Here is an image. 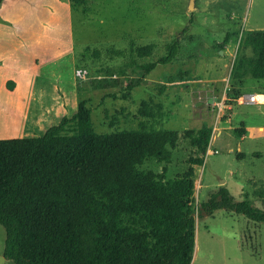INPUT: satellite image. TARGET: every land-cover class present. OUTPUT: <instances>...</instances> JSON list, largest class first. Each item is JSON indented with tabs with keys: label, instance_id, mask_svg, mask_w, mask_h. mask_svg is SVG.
Wrapping results in <instances>:
<instances>
[{
	"label": "rangeland",
	"instance_id": "rangeland-1",
	"mask_svg": "<svg viewBox=\"0 0 264 264\" xmlns=\"http://www.w3.org/2000/svg\"><path fill=\"white\" fill-rule=\"evenodd\" d=\"M45 1L19 0L23 3L10 12L12 16L22 13L21 22L0 21V139L41 136L43 126L56 124L55 118H48L58 102L56 94L63 108L62 93L69 104L86 101L93 109L97 133L136 129L144 119L137 109L151 99L154 113L157 104L162 106L156 128L175 130L180 138L169 163L145 161L139 168L157 173L165 168L166 178H173L189 167V159L203 160L193 165L191 264H264V223L225 209L199 212L198 206L226 188L236 201H247L264 212V199L258 195L264 186V103L239 100L249 92L264 95V80L230 77L240 39L264 30V0H85L86 12L83 5L67 10L52 0H47L51 8H44ZM187 24L191 27L181 40L176 60L157 65L123 98L121 87L139 76V67L122 58L110 59L104 49H125L129 40L154 43L153 54L138 59L139 66L147 65L164 54L165 44ZM86 47L99 48L100 56H83ZM242 51L251 54L249 49ZM35 58L41 62V73L27 75L23 89L7 90L5 82L17 79L13 73L17 65L28 60L34 63ZM79 71H85V79ZM100 75H111L119 82L111 88H95L91 80ZM54 82L60 83L62 93L59 86L53 89ZM114 92L117 98L104 97ZM112 115L117 121L109 126ZM202 125L212 130L204 154L182 137L185 130ZM243 125L246 134L241 139L233 130ZM4 239L0 225V256Z\"/></svg>",
	"mask_w": 264,
	"mask_h": 264
},
{
	"label": "trees",
	"instance_id": "trees-1",
	"mask_svg": "<svg viewBox=\"0 0 264 264\" xmlns=\"http://www.w3.org/2000/svg\"><path fill=\"white\" fill-rule=\"evenodd\" d=\"M71 2L74 7L83 5V12L88 10L85 0ZM190 24L165 44L163 55L147 65L139 66L138 59L150 57L154 43L129 40L125 49H104L110 59L122 58L139 67V76L121 87L123 98L157 65L176 60ZM241 48L251 54L240 52ZM100 53L99 48L86 47L82 55L97 58ZM108 77L93 79L91 84L107 89L119 82ZM230 77L264 80V30L240 39ZM13 85L9 81L7 88L12 90ZM106 96L117 98L115 92ZM151 101H142L137 109L144 119L136 129L97 133L91 119L93 109L79 101L70 116L61 117L41 136L0 139L5 260L12 264H191L193 165L203 160L189 159V167L173 178H166L165 168L160 173L139 168L145 161L169 163L180 138L175 130L156 128L162 106L157 104L154 113ZM111 118L109 126L117 121L115 115ZM233 131L238 138L246 134L244 125ZM211 133L210 127L202 125L185 130L182 137L204 154ZM258 195L264 199V186ZM198 206L199 212L225 209L264 223V212L247 201H236L226 188Z\"/></svg>",
	"mask_w": 264,
	"mask_h": 264
},
{
	"label": "crops",
	"instance_id": "crops-1",
	"mask_svg": "<svg viewBox=\"0 0 264 264\" xmlns=\"http://www.w3.org/2000/svg\"><path fill=\"white\" fill-rule=\"evenodd\" d=\"M52 1H54L56 4H58V5H62V6H65V8L67 9V10H69L70 8H76V7H74L73 5H72V3H71V1L70 0H52ZM21 3H23V2H19V0H3L2 2H1V4H0V21H8V22H10L9 24H15V25H17L19 22H21V20H22V13H18L17 15H15V16H12V14H11V12H10V10H11V8H13L14 6H17V5H20ZM44 5H46V7H44V8H48V7H50L49 5H50V3H48V1L46 0L45 1V4ZM51 8V7H50ZM14 18H16L15 20H13ZM3 21V22H4ZM12 22V23H11ZM26 34H29L30 33V31H29V29H26V30H23ZM24 37L25 36H23V37H21V41H24ZM17 41L19 42L20 40L19 39H17ZM24 47V46H23ZM3 63V60L2 59H0V64H2ZM31 63H32V65H31ZM40 63L41 62H39V59L37 58H35L34 59V63L31 61L30 62V60H28L27 61V63L26 64H20V65H17V66H13V67H17V68H15L14 70H13V73L16 75V77H17V79L16 80H7L6 82H5V86H6V88H7V84L9 83V81H12V82H14V85H13V89L12 90H9L8 88H7V90H9L11 93H13V91H15L16 89H18L19 88V90H21V89H23L24 87H26L27 86V84H28V81H29V77L27 76V75H33V76H36V75H38L39 73H41L40 71H41V68L42 67H40L39 65H40ZM71 64H72V66L74 67V57H73V61L71 62ZM58 86H59V88L61 89V85H60V83L59 82H54V84H53V89L54 90H56L57 88H58ZM258 89H261V87L259 88L258 87ZM61 93H62V89H61ZM250 94H261L260 92H257V93H251V92H249L248 94H243V96H241V97H246L247 95H250ZM62 95H63V104L65 105V108H63L62 107V100H61V97H60V95H58V94H56V96H57V98H58V102L56 103V105L54 106V110L53 109H51V114H50V116H48V118L50 119H52V118H55V120L54 121H58L59 122V120L61 119V117H63V116H70L75 110H76V108H77V104L75 103V104H73L72 103V101L70 102V104H69V102H68V100L66 99V96H65V94H63L62 93ZM240 100V99H239ZM243 103H245V102H243ZM53 112H54V115H53ZM44 114H46L45 112H43ZM219 121V120H218ZM57 122V123H58ZM56 123V124H57ZM44 125V124H43ZM45 125H47V124H45ZM50 127V126H49ZM43 131L45 132V130L47 129H45V126H43ZM245 136V135H244ZM244 136H242L241 137V139L244 137ZM1 256H2V253H1ZM7 260H5L4 261V263L3 264H7Z\"/></svg>",
	"mask_w": 264,
	"mask_h": 264
},
{
	"label": "built area",
	"instance_id": "built-area-1",
	"mask_svg": "<svg viewBox=\"0 0 264 264\" xmlns=\"http://www.w3.org/2000/svg\"><path fill=\"white\" fill-rule=\"evenodd\" d=\"M78 75L80 76V78L85 79L86 78V74L85 71H79ZM97 79L99 78H105V76H98L95 77ZM240 102H245L248 104H263L264 103V95L263 94H250L247 95L246 97H240Z\"/></svg>",
	"mask_w": 264,
	"mask_h": 264
},
{
	"label": "water",
	"instance_id": "water-1",
	"mask_svg": "<svg viewBox=\"0 0 264 264\" xmlns=\"http://www.w3.org/2000/svg\"><path fill=\"white\" fill-rule=\"evenodd\" d=\"M192 4V1H191ZM190 9H193V7L191 6ZM5 261V258L3 256H0V264H3Z\"/></svg>",
	"mask_w": 264,
	"mask_h": 264
}]
</instances>
